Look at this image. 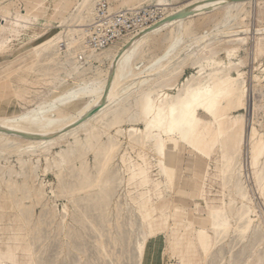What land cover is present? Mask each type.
Listing matches in <instances>:
<instances>
[{"label": "rangeland", "instance_id": "374dc122", "mask_svg": "<svg viewBox=\"0 0 264 264\" xmlns=\"http://www.w3.org/2000/svg\"><path fill=\"white\" fill-rule=\"evenodd\" d=\"M82 1L0 0V29L5 23L3 13L25 14L28 10L32 16L28 32L19 41L9 40L8 44L0 48V116L17 119L44 105H58L84 89L97 69H106L108 61L100 64L87 60L86 54L89 55V51L82 52L78 46L66 50L72 39L70 30L76 29L79 20L86 13ZM91 1L95 3V17L93 15L90 19L86 18L87 27L83 29H87L85 38L89 48L99 52L119 39L138 35L164 17V12L160 9L162 7L156 6V0ZM168 1L178 7L190 0ZM110 6H114L116 10L110 11ZM260 9L262 13L259 14L256 5L244 6L243 19L233 23L219 20L222 9L197 18L191 27V36L177 42L173 57L166 58L162 64L180 57L184 51L186 53L183 58L191 57L189 62L182 66L176 65L179 60L168 65L178 69L168 82L172 88L165 86L162 89L159 85L156 90L176 94L178 88L194 85L202 67L208 68V64L220 59L228 64L225 48L238 46L240 52L233 59L236 67L231 76L247 87V93L244 99L246 108L234 114V117L243 118L248 127L253 106L256 114L255 127L264 140V50L255 61L253 58L256 31L258 27H264V6ZM241 27L250 30L249 34ZM227 30H236L238 34L247 33L248 39L254 37L249 39V43L246 42V36L238 38L240 40L225 39L222 34ZM206 33L210 35L208 43L211 42L209 61L201 52L204 42L200 45L196 43L202 41ZM58 34L61 40L58 48L53 50H59L62 54L51 57L52 53L39 47L50 37L54 38V41L51 40L53 46L57 44ZM154 43L156 45L137 60L141 72L158 69L160 65H153L154 60L162 57L172 44L171 40L161 39H156ZM192 62L195 63L194 66L189 65ZM100 87L97 85L98 90ZM156 98L155 96V101L158 100ZM87 101L89 100H82L79 104L74 100L69 101L68 113H74L75 107H81ZM141 112L142 109L140 114ZM138 115L136 113L131 118L126 116L121 126L125 133L118 136L120 150L111 163V169L118 177L113 188L107 191V194L111 192V196L106 208L104 204L97 205L98 200H95L85 209L86 205L81 201L85 198L84 194H74L73 200L68 199L69 195L66 194L65 187L68 183L78 187L87 176L92 179L96 176L99 168L96 167L93 152L82 149L78 155L71 154L75 159L69 168L62 170L63 176L60 178V169L55 167L53 157L67 148L65 144L56 145L50 151L39 148L21 153H0V204L13 208L2 210L0 206V252L15 249V264H193L194 255L191 256V253L194 247L191 241L195 236L194 223L203 227L207 224L210 229V218L204 211L206 205L221 200L229 203L234 196H228L229 191L224 194L225 181L229 176L239 175L251 199L248 205L251 207L249 216L253 219L252 232L255 234L243 239V235L236 233L242 224L238 222V218H232L230 231L220 237L219 247L213 250V253L220 252L213 264H246L249 260L251 264H264V261H258L264 255V195H261L262 187L255 183L254 173L249 165L251 158L248 154V136L245 144L234 152L232 170L224 167L222 155L224 148L233 140V135L229 140L219 139L206 155L198 153L188 142H182L174 152L175 160L168 162V172L174 170L170 183L161 172L157 152L149 148L142 150L140 147H132L127 139L128 131L135 128L143 130L145 127L144 120L132 121ZM118 129L112 127L109 135L115 136ZM139 136L140 134L135 139ZM81 167L86 168V175L80 170ZM260 169L263 170V167ZM141 171L146 172L143 186L142 181L136 179L137 173ZM34 187L44 193L39 203ZM158 191L162 192L161 197H158ZM34 204L36 206L32 208ZM77 205L87 212V217L80 218L85 223L84 226L82 222L74 221L73 214ZM241 207L240 203L236 204V209ZM96 209L98 212H92ZM246 210L241 211V214ZM119 211L121 215L118 216ZM103 219L105 225L100 229L105 228L107 236H111L110 242L106 241L111 247L107 252L108 257L99 255L97 250V242L101 240L97 220L100 222ZM203 220L205 223H202ZM89 221L95 224L90 225ZM119 221L124 225L121 228L117 225ZM128 235L132 236L131 242L127 240Z\"/></svg>", "mask_w": 264, "mask_h": 264}, {"label": "bare ground", "instance_id": "6f19581e", "mask_svg": "<svg viewBox=\"0 0 264 264\" xmlns=\"http://www.w3.org/2000/svg\"><path fill=\"white\" fill-rule=\"evenodd\" d=\"M156 1V6L162 7L160 9L164 12V17L160 21L149 28L147 27L138 35L134 36V34L132 38L119 39L113 45L99 52L89 48L88 40L85 38L87 29H83V27H87L85 26L87 22L85 19H90L93 15L95 17V9L93 10L95 3L91 0H83L82 6L85 7L86 13L79 20L76 29L70 30L72 39L68 43V49H65H75L78 46L82 52H90L89 55L86 54L87 60H93L100 64L108 61V66L104 70L97 69L93 79L86 84L84 89L58 105H44L38 110H32L21 115L17 119H12L11 116H0V153H21L39 148L50 151V148L56 145L65 144L67 148L53 157L55 167L60 169L58 173V178H60L63 176L62 170L69 168L75 159V156L71 154L78 155L82 149L93 152L96 167L99 168L96 176L93 179L87 176L78 187L68 183V186L65 187L67 189L66 194L69 195L67 198L70 200H73L74 194H84L85 198H82L81 201H84L85 209L95 200H98L97 205L104 204V208H106L110 204L111 196V192L107 194V191L109 188H113V183L118 177V174L112 171L111 163L120 150L121 143L118 141V136H123L125 133L121 126L125 122L126 116L131 118L138 113L139 115L132 121L144 120L145 127L143 130L131 129L127 132V139L132 147H140L142 150L149 148L151 151L153 149L157 152L161 172L166 175V179H169L170 183H172L174 170L171 168L172 172H168V162L175 160L174 152L178 150L182 142H188L198 153L206 155L207 151L219 142V139L229 140L233 135V140L224 148L222 155L224 167L232 170L234 152L245 144L246 136H248V143H250L248 154L251 158L249 165L254 173V181L262 187L260 192L261 195H264V140L262 139L263 135L258 133L260 131L255 127L256 114L253 112V106L252 110L250 109L252 117L251 119L248 118L250 120L248 127L243 118L234 117V114L239 113L245 107L244 99L247 93V87L239 83L237 78L231 76V72L236 67V62L233 59L240 52L238 46L225 48V54L229 60L228 64L220 59L210 65L208 64V68L202 67L199 78L194 85L183 89L178 88L176 94L156 90L159 85L162 89L165 86L172 88L168 82L178 69H173L174 67H168V65L179 60L176 65L182 66L189 62L191 57L183 58L186 53L184 51L180 57L171 59L167 64H162L166 58L173 57L177 42L186 36H191V27L197 18L211 15L213 12H219L222 9V16L219 20L233 23L238 19H243L242 9L244 6L254 7L256 5L258 13H262L260 8L264 6V0H190L178 7L169 4L168 0ZM109 10L115 11L116 8L110 6ZM3 14L5 23L0 29V48L8 44L9 40L19 41L23 34L28 32L32 21V16L28 10L25 14L23 12ZM243 28L240 29L243 30ZM245 30L247 33L250 31L244 28ZM231 31L223 32L222 35H227L224 36L225 39H238L246 36V42L249 43V39L254 37L251 36L248 39L247 33L242 34L241 30L239 31L241 34H238L236 30L235 32ZM165 32L166 34H164ZM256 32L253 50L254 61L259 53L264 50V27H258ZM57 36L56 46H53L54 38L50 37L47 42L39 47L45 48L43 51L49 54L52 53L51 57H59V53L62 54L59 50H53L58 48L61 40L60 34ZM209 36L206 33L202 41L196 42L198 45L204 42L201 52L207 61L210 58L208 56L209 44L211 43H208L210 41L208 40ZM156 39L171 40L172 44L170 48L166 49L162 57L154 60L153 65H160L158 69L141 72L137 60L151 50L153 45H156L154 43ZM194 64L192 62L189 65L194 66ZM144 74L147 76L143 77ZM97 85L101 86L100 90L97 89ZM139 96L141 97L137 99ZM155 96L157 101L154 100ZM71 100L77 104L82 100L89 101L81 107H75L74 113H68L70 107L67 105ZM140 109H142L141 114ZM112 127L119 128L115 136L109 135ZM139 134V138L135 139ZM66 150L72 153H67ZM260 167H263V170ZM80 170L86 175V168L81 167ZM145 173V171H141L136 175V179L142 181L141 186H143V180L146 178ZM34 189L39 203L44 197V193L37 187ZM32 191L33 188L31 187L30 192ZM227 191L230 192L228 196H234L231 197L229 203L221 200L220 202L215 201L212 205H206L204 211L210 218V225H208L210 229L207 228V224H204L203 227L194 223L193 233L195 236L191 241L194 247V251H191V256L194 255L193 264H207V261L209 264H213L219 258L220 252L214 251L213 253V250L219 247L220 237L225 236L230 231L232 218H238V222L242 224L236 233L243 235V239L250 234H255L252 232L253 219L249 216L251 207L248 205L251 203V199L248 189L243 185L239 175L229 176L225 181L224 194ZM157 193L158 197L163 195L160 191ZM238 203L242 205L240 209H236ZM0 206L2 210L13 209L9 205L0 204ZM245 208L247 209L246 212L241 214ZM75 211L73 214L75 222H82L81 216L87 217V212L82 211L78 205L75 206ZM52 212L55 213L54 210ZM92 212L98 211L96 209ZM103 212L102 209V215ZM119 215H121V211L118 212ZM88 223L90 225L95 224L92 221ZM202 223H205V220ZM83 224L85 223L82 222V226H84ZM97 224L99 239H101L97 242V250L99 255L108 257L107 252L111 247L106 241L110 242L111 236H107L105 228L100 229L102 225H105L104 219L100 222L97 220ZM122 224L119 221L117 225L121 228L124 226ZM127 240L131 242L132 236L128 235ZM15 258L16 253L13 248H9L6 252H0V264H15ZM258 261L263 262L264 255ZM246 264H251V261H247Z\"/></svg>", "mask_w": 264, "mask_h": 264}]
</instances>
